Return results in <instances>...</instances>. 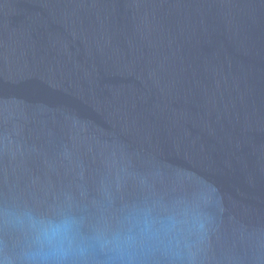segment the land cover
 Wrapping results in <instances>:
<instances>
[{
  "label": "water",
  "instance_id": "95a60500",
  "mask_svg": "<svg viewBox=\"0 0 264 264\" xmlns=\"http://www.w3.org/2000/svg\"><path fill=\"white\" fill-rule=\"evenodd\" d=\"M36 220L63 264H264V0H0V264Z\"/></svg>",
  "mask_w": 264,
  "mask_h": 264
},
{
  "label": "clouds",
  "instance_id": "9594fccd",
  "mask_svg": "<svg viewBox=\"0 0 264 264\" xmlns=\"http://www.w3.org/2000/svg\"><path fill=\"white\" fill-rule=\"evenodd\" d=\"M33 228L35 246L29 253L32 264H63L73 253L75 237L71 221L36 220Z\"/></svg>",
  "mask_w": 264,
  "mask_h": 264
}]
</instances>
